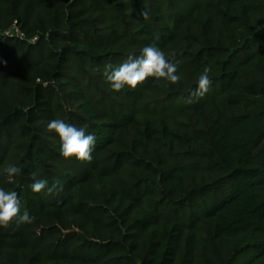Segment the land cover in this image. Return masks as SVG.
<instances>
[{"label":"trees","instance_id":"1","mask_svg":"<svg viewBox=\"0 0 264 264\" xmlns=\"http://www.w3.org/2000/svg\"><path fill=\"white\" fill-rule=\"evenodd\" d=\"M153 44L181 81L111 91L105 65ZM52 119L96 136L90 163ZM0 187L35 217L0 264H264V0H0Z\"/></svg>","mask_w":264,"mask_h":264},{"label":"clouds","instance_id":"2","mask_svg":"<svg viewBox=\"0 0 264 264\" xmlns=\"http://www.w3.org/2000/svg\"><path fill=\"white\" fill-rule=\"evenodd\" d=\"M145 20L148 19L147 11L142 13ZM212 66L206 65L197 79V87L193 89L187 100L193 102V97L202 98L210 90L213 83L211 79ZM104 77L110 85L111 91L120 92L122 89H135L148 78L154 81H163L169 85H177L181 81L177 65L172 62L163 50L155 44L145 46L140 54H130L119 65L108 63L105 65ZM49 132H54L59 139L60 154L66 158H74L79 163H90L92 153L96 147V136L87 133L86 127H77L65 123L61 119H52L47 124ZM4 173L9 184L22 173V169L15 164H9ZM57 186L49 187L47 178H36L33 174V182L30 185L33 193H51ZM21 202L19 194L14 190H6L0 187V228H8L13 223L17 226L31 224L35 217L27 211L21 214Z\"/></svg>","mask_w":264,"mask_h":264}]
</instances>
